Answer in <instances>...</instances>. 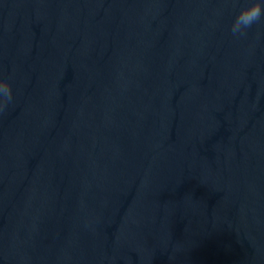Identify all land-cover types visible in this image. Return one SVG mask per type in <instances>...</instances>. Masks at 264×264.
<instances>
[{"label":"water","instance_id":"95a60500","mask_svg":"<svg viewBox=\"0 0 264 264\" xmlns=\"http://www.w3.org/2000/svg\"><path fill=\"white\" fill-rule=\"evenodd\" d=\"M246 3L0 0V264H264Z\"/></svg>","mask_w":264,"mask_h":264},{"label":"clouds","instance_id":"9594fccd","mask_svg":"<svg viewBox=\"0 0 264 264\" xmlns=\"http://www.w3.org/2000/svg\"><path fill=\"white\" fill-rule=\"evenodd\" d=\"M264 19V0H247L233 20L230 31L234 36H244L254 25ZM13 99L12 86L7 79L0 78V112Z\"/></svg>","mask_w":264,"mask_h":264}]
</instances>
